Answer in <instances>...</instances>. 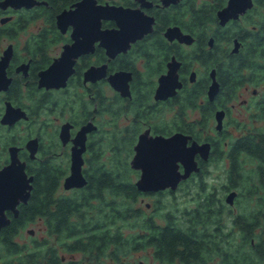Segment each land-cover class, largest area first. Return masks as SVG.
I'll list each match as a JSON object with an SVG mask.
<instances>
[{
    "label": "flooded vegetation",
    "instance_id": "flooded-vegetation-1",
    "mask_svg": "<svg viewBox=\"0 0 264 264\" xmlns=\"http://www.w3.org/2000/svg\"><path fill=\"white\" fill-rule=\"evenodd\" d=\"M82 1L18 0L14 6H0V169L10 163L9 150L15 148L17 157L25 163L27 175L33 176L31 191L34 174L43 164V169L67 170L55 192L48 197L50 210L56 206V200H63L66 205L75 199L81 215L84 208L91 206L109 211L110 204L114 205L113 195L90 194L88 197L92 200L83 202L80 200L85 195L74 191L86 186L68 190L63 187L69 174L73 139L82 127L90 124L92 130L86 133L82 153V173L86 180L84 170L98 166L94 161L98 149L113 152V149L128 148V165L137 178H126L125 183L132 184L136 193L123 197L133 199L130 205L139 210V232L134 236L136 240L139 237L140 248L116 257L112 244L106 247L100 242L91 244L86 241L90 233L58 236L55 233L58 229L46 225L40 216L28 222L44 221L41 230L47 235L38 237L35 230L25 229L28 224L19 225L20 208L26 206L30 193L26 204H18L17 216L10 210L5 211L9 224L0 229V264H244L243 233L237 224V218L242 215H236L232 221L236 232H229L226 226L230 211L227 208L235 204L237 188L220 183V178L215 177L218 174L204 176L211 172L208 167L213 165L227 170V182L237 184L243 181L239 178L241 172L230 170L241 169L245 156L255 164L259 162V158L254 160L238 153V147L233 144L249 135L255 136L257 144L262 145L264 141L261 138L264 133V0H250L251 6L244 12L225 15L221 12L229 0H87L92 18L84 25L77 16L80 26L75 28V20L62 16L64 12L78 10ZM244 2L238 0L239 5ZM106 5L140 13L138 24L129 23L130 29L141 31L139 36H126L128 28L120 26V15L115 11L111 15L95 9ZM99 31L110 32L109 40L101 41ZM177 34L187 37L182 40ZM125 38L127 43H124ZM233 61L241 71L237 78L239 86H233L237 79L228 72ZM56 62L60 65L58 71L72 70L65 86H39L40 74ZM251 62L255 68L252 74L249 73ZM86 73H90L89 78L85 77ZM212 73L219 84V92L213 100L208 97ZM168 74L171 77L164 88L168 90L158 93L160 79ZM176 82L180 87L175 86ZM243 93L246 97L241 99V104L252 109L253 127L246 130L241 125L237 129L240 133L232 139L225 118ZM8 108H12L14 114L4 122ZM217 110H224L220 130L216 129ZM234 125L235 130L239 123L234 121ZM177 133L191 137L188 145L192 141L209 144L207 159L196 154L199 170L181 180L175 189L139 190L135 183L140 171L130 166L139 137L169 138ZM33 139L37 149L31 158L26 145ZM261 145L256 146L257 150ZM218 165L222 166L218 168ZM179 170L183 171L180 163ZM218 183L220 188L216 186ZM261 183L263 179L256 177L252 185L259 207L251 214L256 219L251 224L250 248L262 261L264 235L256 236L264 229L260 227V223H264ZM195 185L202 187L193 196V207L181 209L175 192ZM60 188L66 193H59ZM221 189L225 194H220ZM230 192L236 193L232 204L227 202ZM163 196L172 197L174 201L161 213L169 205L154 202L153 198ZM148 198L153 203L146 201ZM100 229L97 231L112 235L114 226L105 224ZM24 230L29 241L20 243L18 240ZM180 233L187 235L184 239L189 243L202 249L198 256L181 260L177 243ZM234 233L239 234V238L233 240ZM170 241L172 250L167 245ZM6 242L16 252H6ZM28 247H38V251L26 252ZM136 251L143 252L137 262L125 257ZM149 254L151 261L147 260ZM247 261L260 264L250 257Z\"/></svg>",
    "mask_w": 264,
    "mask_h": 264
},
{
    "label": "water",
    "instance_id": "water-1",
    "mask_svg": "<svg viewBox=\"0 0 264 264\" xmlns=\"http://www.w3.org/2000/svg\"><path fill=\"white\" fill-rule=\"evenodd\" d=\"M17 1L18 0H3L0 3V6H14ZM87 3V0H83L80 6H78V10L64 12L62 17L75 20V28L80 26V23L76 22L78 18L79 20L82 19L80 22L83 21L82 23L85 25L86 22L89 21V18H92L91 11H88ZM250 6V0H245L244 5H239L238 0H229L228 6L221 13L225 15L228 13L234 14L237 12H244V10ZM85 7L86 9H84ZM95 9L97 11L101 9L105 13H110L111 15L115 11V13L120 15V26H123L125 30L128 28L126 30V36L130 35L132 38L139 36L137 34L141 31L130 29L129 23L132 21V23L138 24V15L140 13L123 9L121 7L113 8L107 5L96 6ZM219 15L221 16V14ZM171 31L169 32L170 34ZM74 33L76 34V31H74ZM99 34L101 41H108L111 35L110 32L106 31H99ZM176 36L182 40L187 37L180 34H177ZM127 42L128 39L125 38L124 43ZM59 61L60 60H58V62ZM58 62L40 74L39 86H46L47 88H59L65 86L66 79L71 74L72 70H69L68 72L58 71V67H60ZM88 75H90V73H86L85 77L89 78L90 76ZM170 77L171 74H168L160 79V86L157 90L158 93L168 90L164 88ZM211 78L212 81L208 89V97L213 100L219 92V84L213 73L211 74ZM175 86L180 87V84L176 82ZM13 111L12 108H8L2 121L8 122L14 114ZM223 117L224 110H217L215 112L217 130H220L222 127ZM90 130H92V127L90 124H87L78 131L73 139L74 147L71 151L69 174L65 177L63 182V187L66 190L71 188H82L87 184V180L82 173V153L85 150L86 133ZM62 131L64 132V128ZM190 139V136H186L182 133L174 134L169 138L160 136L152 138L146 135L140 136L138 144L134 147L135 153L130 161L131 168L140 171L139 178L135 183L136 187L145 192H156L166 188L175 189L181 180L188 178L192 172H197L199 168L194 157L196 154H199L203 159H207L210 146L207 143L199 144L196 141H192L190 145H188ZM26 147L30 152V157L34 158L37 149L36 141L34 139L30 140ZM9 151L10 163L0 169V229L9 224V219L5 214L6 210L12 211L14 216H17L18 204L27 203L30 197L33 181V176H28L25 171V163L21 162L17 157V149L12 148ZM179 163L183 166L182 172L179 170ZM235 195V192H230L228 194L227 202L229 204L233 203Z\"/></svg>",
    "mask_w": 264,
    "mask_h": 264
},
{
    "label": "trees",
    "instance_id": "trees-1",
    "mask_svg": "<svg viewBox=\"0 0 264 264\" xmlns=\"http://www.w3.org/2000/svg\"><path fill=\"white\" fill-rule=\"evenodd\" d=\"M249 73L252 74L255 72V68L253 63H249ZM228 67L230 75L233 79L239 78L241 74L240 68L235 61H233ZM235 81V80H234ZM233 81V86H239L240 79H237L235 82ZM232 86V85H231ZM236 89V88H235ZM235 89L233 91H235ZM263 113H264V104ZM264 116V115H263ZM264 118V117H262ZM262 141L264 140V133L261 134ZM238 141V140H237ZM234 143L238 147V153H244L255 160L258 159V163L254 169V175L256 177H260L264 182V141L261 144H257L255 142V136H247L240 139L238 142ZM124 143L126 146V140L124 139ZM262 146L261 149L257 150L256 146ZM108 160L106 161L109 165L104 166L102 163V157L104 156V152H101L98 149V152L94 155V161L98 163V166H93L91 170H84L85 175L87 177L88 183L85 189L80 191H74L75 193L80 192L84 194L85 197L80 201L89 202L92 198H89L90 194H111L114 196V205L109 206V211L107 210H98L94 207H86L84 208L83 214L80 207L76 204L75 199L69 200V204L63 205V200H56V206L49 209L50 200L48 197L51 196L58 187L59 179L65 174V170L59 169H48L43 164L40 168H37V171L34 174V184L33 190L31 191V197L26 204V206H21L20 208V217H19V225L25 226L28 222H31L33 218L36 216H40L45 220V224L51 227H56L57 231L55 233L58 236H67V235H84L90 233L87 237L86 241H89L91 244L98 243L105 244L106 247L108 243L112 244L115 249V256L117 254H121L126 252L127 250H138L140 248V242L137 240L134 235H125L124 237L121 228L119 227L120 222L130 221L132 219L136 220L139 218V210L134 209L130 203H133V199L124 198L123 195L126 194H134L136 190L134 186L130 183H125V179L127 178L128 171L130 172V168L128 165V148L126 147L124 150L113 149V152H109ZM257 154L260 156L258 157ZM239 154H237V157ZM97 157V158H96ZM100 161V164H99ZM104 164V165H103ZM242 169V168H241ZM240 167L235 170H230L231 172H239L241 171ZM243 170V169H242ZM252 174V173H251ZM243 179V181L249 180L250 175H244L239 177ZM98 179V180H95ZM232 187V186H229ZM262 189H264V183H261ZM253 186L250 185L248 187L249 192L253 191ZM253 194V192H252ZM261 206L264 207V195L261 198ZM100 200V199H99ZM102 202V200H100ZM109 203V202H108ZM105 213V216H102ZM263 219L262 215H260ZM256 218L252 215L248 216H240L237 218L238 226L241 228L243 233V243L244 246L250 245L252 240V221ZM113 225L114 231L112 235H108L107 232L97 231L101 230L100 227L103 225ZM187 235L180 233L178 237L177 243L179 244L180 251L178 254L182 258L188 260V258H192L195 255L198 256V252L202 251V249L198 248L197 245H193L188 242L186 238ZM172 241V240H171ZM171 241L167 242L169 245L168 249L172 250ZM263 245L261 246V250H264V241H262ZM7 246L6 252L13 253L15 250L11 249V244L8 242L5 243ZM249 244V245H248ZM172 248V249H171ZM244 248V247H243ZM260 250V251H261ZM21 253L22 249L19 250ZM22 256V255H21ZM28 256V255H24ZM248 255L244 253V264H250L247 261Z\"/></svg>",
    "mask_w": 264,
    "mask_h": 264
},
{
    "label": "rangeland",
    "instance_id": "rangeland-1",
    "mask_svg": "<svg viewBox=\"0 0 264 264\" xmlns=\"http://www.w3.org/2000/svg\"><path fill=\"white\" fill-rule=\"evenodd\" d=\"M251 89L249 90L250 93ZM246 97V94L243 93L241 98H238L234 104H235V108L231 109L228 116L225 118V120L227 121V123L229 124L226 128L228 130H230L229 132V137H232V139L235 138V136H237L240 132L237 129H240L241 125L242 127L245 126L246 130H251L253 127L252 124V117H251V113H252V109L244 106L241 104V99ZM251 103V102H250ZM234 121L239 123V126L235 128V130L233 129L234 125ZM214 123V121H213ZM233 123V124H232ZM109 152H104V156L102 157V163H104L106 166L109 165V163H107L106 161L108 160L107 158L109 157ZM89 157L91 158L92 156L89 155ZM244 162L241 163L242 165V169H241V175H250V179L246 180V181H238L237 184H233L231 185L230 182H227L226 178H227V170L223 169H217L216 167H214L213 165H210L208 174H206L204 177L208 178V177H214V174H218L215 177H219L220 178V183L226 182L227 185L232 186L231 188H237V191L239 194H237V200H235V204L232 205L231 207L228 206V210H230L228 212V217H227V221H226V226L228 228V231L230 232L231 230H233V223L232 221L234 220V218L236 217V215L241 214L242 216H250L256 209H258L259 207V202L257 203V196L252 194V191L249 192L250 189H248V187L250 185H254L255 183V179H256V175H254V169L256 167V164L250 160L248 157H244ZM100 164V161H99ZM222 166V165H218V168ZM88 170V169H87ZM90 170V169H89ZM65 173H67V170H65ZM210 173V175H209ZM252 173V174H251ZM127 178H130L132 180H135L137 178L136 173L133 172H129L127 173ZM208 185H210V182L207 181ZM214 186L216 184H213ZM218 188H220V184L218 183L216 185ZM223 186H225V184H223ZM200 185H195V186H187V187H182L181 190H178L175 192V198H176V203L178 204V206L183 209L184 207H186L187 209H191L193 207V196L195 195L196 192L200 191ZM223 188V187H222ZM59 193H63L65 194L66 192L60 188ZM220 194H225L223 192V189L220 190ZM69 195L72 194V192L68 193ZM146 201H149V203H153L151 202L152 199L148 198L146 199ZM153 201L156 202L158 201V203L160 204H164V205H169V206H165V209L160 211L161 213H164L166 208H170L171 206V202L174 201V199L172 197H154ZM138 203V202H137ZM143 205V204H142ZM136 206H138V204H136ZM133 207V206H132ZM149 213H151V211H149ZM158 223H161L160 219H156ZM140 225V221L138 220V218L136 220H130V221H124V222H120L119 223V227L121 228V232L124 233L125 235H134L136 233L139 232V229H137V226ZM260 227H264V223L261 222L260 223ZM44 221L39 222L38 220L32 223H29L27 225V227L25 229H33L35 230V233L38 237L41 236H45L47 235L45 233V231L41 230L42 227H44ZM261 231V230H260ZM257 232L256 236L259 235H264V229L261 232ZM233 232H236V229L233 230ZM22 238H20L18 241L20 243H24V242H28L29 241V237L28 234H26L25 230L22 232L21 234ZM234 239L235 238H239V234L234 233L233 235ZM257 238V237H256ZM258 240V238L256 239ZM249 245V244H248ZM34 251H38V247L34 248V247H28L26 252H34ZM243 253H245V255H248V257H250L252 259V261L256 262L259 261L260 264H264V255H262V261L260 259L257 258V256H255L254 254H252L251 252V248L250 245L248 246H244L243 248ZM142 254L143 252L141 251H136V252H131V253H127V255L125 256L129 261L132 262H137L140 258H142ZM148 261H151V255H148ZM263 262V263H262ZM153 264H156V262H153Z\"/></svg>",
    "mask_w": 264,
    "mask_h": 264
}]
</instances>
